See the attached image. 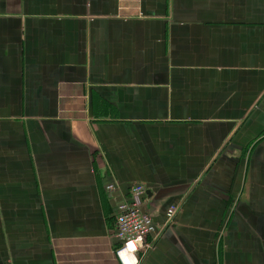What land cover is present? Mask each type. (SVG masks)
Here are the masks:
<instances>
[{"label": "crops", "instance_id": "0c3cea01", "mask_svg": "<svg viewBox=\"0 0 264 264\" xmlns=\"http://www.w3.org/2000/svg\"><path fill=\"white\" fill-rule=\"evenodd\" d=\"M133 185L125 264H264V0H0V264H123Z\"/></svg>", "mask_w": 264, "mask_h": 264}, {"label": "built area", "instance_id": "2783aa9c", "mask_svg": "<svg viewBox=\"0 0 264 264\" xmlns=\"http://www.w3.org/2000/svg\"><path fill=\"white\" fill-rule=\"evenodd\" d=\"M108 192L116 191L114 184L109 185ZM130 201L123 200L117 205L115 215L114 238L120 243L117 256L123 264L125 258L123 253L129 257H137V254L150 247L149 238L156 233V227L152 216L143 208V198L146 196V189L142 185H133L130 191ZM178 206H170L166 211L168 223H173Z\"/></svg>", "mask_w": 264, "mask_h": 264}, {"label": "bare ground", "instance_id": "6f19581e", "mask_svg": "<svg viewBox=\"0 0 264 264\" xmlns=\"http://www.w3.org/2000/svg\"><path fill=\"white\" fill-rule=\"evenodd\" d=\"M123 257L127 260L128 256H126V254L123 253Z\"/></svg>", "mask_w": 264, "mask_h": 264}, {"label": "trees", "instance_id": "16d2710c", "mask_svg": "<svg viewBox=\"0 0 264 264\" xmlns=\"http://www.w3.org/2000/svg\"><path fill=\"white\" fill-rule=\"evenodd\" d=\"M116 249H118V246L116 247Z\"/></svg>", "mask_w": 264, "mask_h": 264}, {"label": "water", "instance_id": "95a60500", "mask_svg": "<svg viewBox=\"0 0 264 264\" xmlns=\"http://www.w3.org/2000/svg\"><path fill=\"white\" fill-rule=\"evenodd\" d=\"M147 194H149V192H147Z\"/></svg>", "mask_w": 264, "mask_h": 264}]
</instances>
